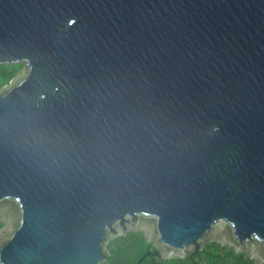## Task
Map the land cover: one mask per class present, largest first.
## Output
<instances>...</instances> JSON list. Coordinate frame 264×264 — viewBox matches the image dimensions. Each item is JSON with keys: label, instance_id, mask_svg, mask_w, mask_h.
Wrapping results in <instances>:
<instances>
[{"label": "water", "instance_id": "water-1", "mask_svg": "<svg viewBox=\"0 0 264 264\" xmlns=\"http://www.w3.org/2000/svg\"><path fill=\"white\" fill-rule=\"evenodd\" d=\"M0 264H264V0H0Z\"/></svg>", "mask_w": 264, "mask_h": 264}, {"label": "trees", "instance_id": "trees-1", "mask_svg": "<svg viewBox=\"0 0 264 264\" xmlns=\"http://www.w3.org/2000/svg\"><path fill=\"white\" fill-rule=\"evenodd\" d=\"M23 65L0 66V90L8 85ZM153 245H147L142 233H130L125 237L111 241L107 249V259L103 264H137ZM142 264H249L244 254H235L233 250L217 243H209L194 258L169 259L161 261L149 256Z\"/></svg>", "mask_w": 264, "mask_h": 264}]
</instances>
